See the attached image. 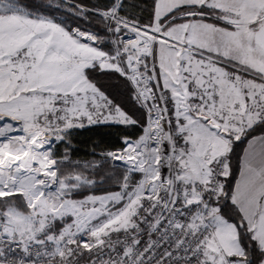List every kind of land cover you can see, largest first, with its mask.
Returning a JSON list of instances; mask_svg holds the SVG:
<instances>
[{"label": "snow or ice", "instance_id": "1", "mask_svg": "<svg viewBox=\"0 0 264 264\" xmlns=\"http://www.w3.org/2000/svg\"><path fill=\"white\" fill-rule=\"evenodd\" d=\"M0 264H264V0H0Z\"/></svg>", "mask_w": 264, "mask_h": 264}, {"label": "trees", "instance_id": "2", "mask_svg": "<svg viewBox=\"0 0 264 264\" xmlns=\"http://www.w3.org/2000/svg\"><path fill=\"white\" fill-rule=\"evenodd\" d=\"M103 131V130H99ZM93 139H99L98 130H81L78 140L80 141V144L78 145L82 150L87 149L89 146V141Z\"/></svg>", "mask_w": 264, "mask_h": 264}]
</instances>
